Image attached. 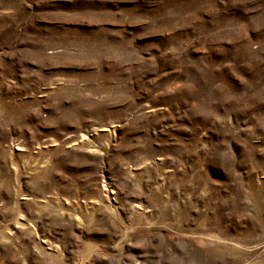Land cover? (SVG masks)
<instances>
[{
    "label": "rangeland",
    "instance_id": "rangeland-1",
    "mask_svg": "<svg viewBox=\"0 0 264 264\" xmlns=\"http://www.w3.org/2000/svg\"><path fill=\"white\" fill-rule=\"evenodd\" d=\"M0 264H264V0H0Z\"/></svg>",
    "mask_w": 264,
    "mask_h": 264
}]
</instances>
